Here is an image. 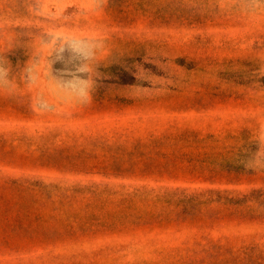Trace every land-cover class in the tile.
I'll return each mask as SVG.
<instances>
[{
    "label": "rangeland",
    "instance_id": "rangeland-1",
    "mask_svg": "<svg viewBox=\"0 0 264 264\" xmlns=\"http://www.w3.org/2000/svg\"><path fill=\"white\" fill-rule=\"evenodd\" d=\"M94 2L0 0L14 71H42L62 38L104 42L86 104L44 79L0 93V264H264V168L247 164L264 151V12Z\"/></svg>",
    "mask_w": 264,
    "mask_h": 264
},
{
    "label": "clouds",
    "instance_id": "clouds-1",
    "mask_svg": "<svg viewBox=\"0 0 264 264\" xmlns=\"http://www.w3.org/2000/svg\"><path fill=\"white\" fill-rule=\"evenodd\" d=\"M102 7L103 0H95L93 9L101 10ZM233 10L245 15L259 14L264 12V0H237L233 4ZM36 42L35 40L34 43ZM21 43L17 34L10 33L9 39L0 49V93L15 96L24 88L37 86L44 79L55 101L74 105L89 102L97 84L96 62L104 44L101 39L73 35L57 40L48 49V60L42 71L36 56H30L19 71L13 70L5 53ZM38 44L44 46L49 42L45 37H40ZM56 61L61 62L64 67L53 70L52 65ZM34 101L38 108L53 107L42 94L37 95ZM247 164L257 169L264 168V151L258 150L251 155Z\"/></svg>",
    "mask_w": 264,
    "mask_h": 264
}]
</instances>
